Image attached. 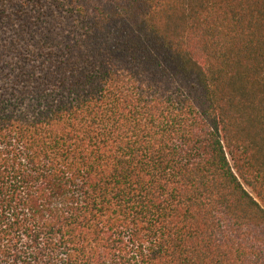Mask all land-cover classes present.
Listing matches in <instances>:
<instances>
[{
	"label": "trees",
	"instance_id": "obj_1",
	"mask_svg": "<svg viewBox=\"0 0 264 264\" xmlns=\"http://www.w3.org/2000/svg\"><path fill=\"white\" fill-rule=\"evenodd\" d=\"M0 264H264V0H0Z\"/></svg>",
	"mask_w": 264,
	"mask_h": 264
}]
</instances>
